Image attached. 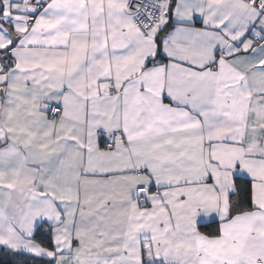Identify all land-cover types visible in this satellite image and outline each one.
I'll return each mask as SVG.
<instances>
[{
  "label": "snow or ice",
  "instance_id": "obj_1",
  "mask_svg": "<svg viewBox=\"0 0 264 264\" xmlns=\"http://www.w3.org/2000/svg\"><path fill=\"white\" fill-rule=\"evenodd\" d=\"M0 264H264V0H0Z\"/></svg>",
  "mask_w": 264,
  "mask_h": 264
}]
</instances>
